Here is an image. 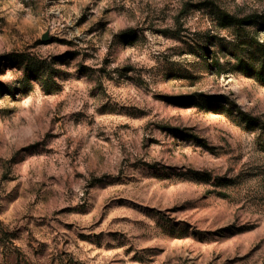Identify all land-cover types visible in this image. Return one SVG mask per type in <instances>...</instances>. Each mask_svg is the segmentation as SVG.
Here are the masks:
<instances>
[{"label": "clouds", "instance_id": "1", "mask_svg": "<svg viewBox=\"0 0 264 264\" xmlns=\"http://www.w3.org/2000/svg\"><path fill=\"white\" fill-rule=\"evenodd\" d=\"M65 2L0 0V109L22 110L25 98L47 104L48 96L63 90L64 97H78L76 106L56 113L68 122L58 130L73 141L104 130L103 119L89 125L98 108L136 105L151 110L146 120H167L201 138L207 145L199 156L203 163H194L191 156L185 160L182 151L179 156L140 151L136 136L120 133L105 153H115L114 165L126 172L136 168L141 175L169 174L160 166L178 162L207 168L211 182L227 175L238 185L240 197L264 209V0H104L102 6L112 9L105 17L109 23L89 59H72L65 53L74 48L52 40L74 22ZM185 5V14L178 17ZM152 28H167L169 34H153ZM81 32H67L66 39ZM76 47L86 50L78 43ZM16 100L21 103L10 102ZM3 126L17 124L9 117ZM37 139H42L40 132L24 143ZM174 139L181 145L194 142L183 135ZM26 158L25 152L17 155V160ZM7 164V158L0 160V171ZM177 171L191 175L187 168ZM143 211L138 219L144 224L135 229L138 238L129 241L139 248L186 227L175 222L173 213ZM33 259L27 245L0 236V264H33Z\"/></svg>", "mask_w": 264, "mask_h": 264}, {"label": "rangeland", "instance_id": "2", "mask_svg": "<svg viewBox=\"0 0 264 264\" xmlns=\"http://www.w3.org/2000/svg\"><path fill=\"white\" fill-rule=\"evenodd\" d=\"M103 4L104 0H66L74 22L60 28L62 35L52 37L75 49L65 55L94 58L109 23L105 17L112 11ZM50 19L55 23L58 17L53 14ZM81 29L80 36L66 39L67 32ZM151 30L164 37L169 34L167 28ZM77 43L85 46L83 53ZM103 62L108 63L107 56ZM62 97L63 90L48 96L47 104L25 98L22 110L0 109V160H8L0 171V193H4L0 195V236H11L31 248L33 264H143L145 259L149 264H264V209L240 197L238 185L227 175L213 183L207 168L188 167L184 162L161 165L171 170L169 174L141 175L136 168L126 172L114 165V152L105 154L111 140L124 133L138 138L140 151L163 150L176 156L182 151L185 160L191 156L194 163L202 164L199 156L207 145L200 137L167 120H146L151 110L121 105L96 109L89 125L103 119L104 130L73 141L58 130L68 122L56 113L76 106L78 97ZM9 117L16 121L15 128L3 126ZM109 129H115L111 136ZM37 132L42 139L24 143ZM180 135L194 142L181 145L174 139ZM40 145L46 147L35 151ZM20 152L28 158L17 160ZM185 168L191 175L177 171ZM144 209L173 213L178 218L175 222L186 227L139 248L129 241L138 238L135 229L144 224L138 219Z\"/></svg>", "mask_w": 264, "mask_h": 264}]
</instances>
